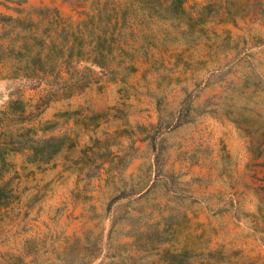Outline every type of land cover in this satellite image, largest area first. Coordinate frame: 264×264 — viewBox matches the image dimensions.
Returning <instances> with one entry per match:
<instances>
[{"label": "rangeland", "instance_id": "374dc122", "mask_svg": "<svg viewBox=\"0 0 264 264\" xmlns=\"http://www.w3.org/2000/svg\"><path fill=\"white\" fill-rule=\"evenodd\" d=\"M104 1L0 0V18L76 22ZM183 6L163 25L173 40L123 78L94 68L62 87L0 65V116L18 99L27 125L47 123L38 136L74 140L47 163L7 156L0 264H161L180 250L191 264H264V0ZM12 25L0 21V42Z\"/></svg>", "mask_w": 264, "mask_h": 264}, {"label": "trees", "instance_id": "16d2710c", "mask_svg": "<svg viewBox=\"0 0 264 264\" xmlns=\"http://www.w3.org/2000/svg\"><path fill=\"white\" fill-rule=\"evenodd\" d=\"M184 2L126 0L115 4L105 0L97 2L76 22L61 18L56 11L51 17L41 14L39 20L28 16L1 17L0 21H11L13 25L0 42V65L7 68L9 77L50 76L62 87L85 86L93 77L94 68L101 73L97 80L102 76L115 80L121 73L123 78L136 70L133 62L139 52L146 58L149 47L164 46L167 40H173L171 30L163 25L176 28L185 14ZM9 115L11 119L16 116V128L0 132V211L16 199L11 178H4L10 153L26 152L29 161L47 163L66 141L68 147L74 145L67 134L38 136V129L46 130L47 123L27 125L33 119L21 100L9 102L1 113L0 124ZM160 260L161 264H191L186 250L164 251Z\"/></svg>", "mask_w": 264, "mask_h": 264}]
</instances>
